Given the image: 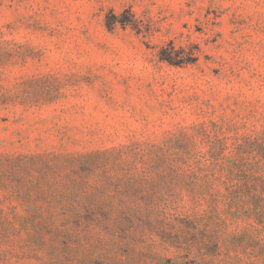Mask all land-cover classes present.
<instances>
[{"label":"rangeland","instance_id":"374dc122","mask_svg":"<svg viewBox=\"0 0 264 264\" xmlns=\"http://www.w3.org/2000/svg\"><path fill=\"white\" fill-rule=\"evenodd\" d=\"M0 264H264V0H0Z\"/></svg>","mask_w":264,"mask_h":264}]
</instances>
